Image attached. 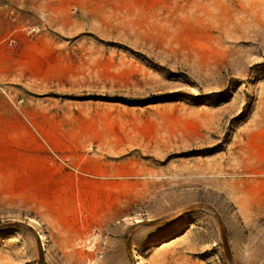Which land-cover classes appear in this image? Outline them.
<instances>
[{
  "label": "rangeland",
  "instance_id": "1",
  "mask_svg": "<svg viewBox=\"0 0 264 264\" xmlns=\"http://www.w3.org/2000/svg\"><path fill=\"white\" fill-rule=\"evenodd\" d=\"M136 251L264 264V0H0V264Z\"/></svg>",
  "mask_w": 264,
  "mask_h": 264
},
{
  "label": "bare ground",
  "instance_id": "2",
  "mask_svg": "<svg viewBox=\"0 0 264 264\" xmlns=\"http://www.w3.org/2000/svg\"><path fill=\"white\" fill-rule=\"evenodd\" d=\"M31 30H36L37 29V27L35 26V25H32V26H30L29 27ZM29 29V30H30ZM21 112V111H20ZM31 220L30 221H32V223L33 224H35V225H37V226H40V222L38 221V220H36V219H34V218H30ZM130 219V218H129ZM132 221L134 222V223H138V222H141L142 221V218L140 217V216H134L133 218H132ZM127 223H129V221L127 222ZM39 239H40V243H41V245H42V247L45 249L46 248V240H47V238H46V235H45V233L44 232H42V231H39ZM93 239V238H92ZM89 241H90V238L88 239ZM87 241V240H86ZM88 241V242H89ZM94 242V241H93ZM93 242L92 241H90L89 243H87V248L89 247V248H95V245L93 244ZM135 259H136V262H137V264H147L146 263V260H145V257H144V254H143V252H141V251H136V253H135Z\"/></svg>",
  "mask_w": 264,
  "mask_h": 264
}]
</instances>
